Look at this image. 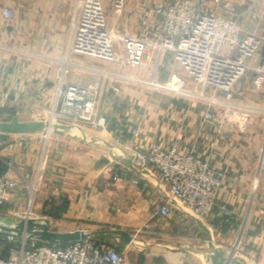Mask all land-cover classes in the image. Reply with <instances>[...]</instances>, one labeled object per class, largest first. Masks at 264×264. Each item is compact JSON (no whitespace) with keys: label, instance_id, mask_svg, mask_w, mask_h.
Segmentation results:
<instances>
[{"label":"crops","instance_id":"obj_1","mask_svg":"<svg viewBox=\"0 0 264 264\" xmlns=\"http://www.w3.org/2000/svg\"><path fill=\"white\" fill-rule=\"evenodd\" d=\"M80 1L0 0V114L23 121L22 113L24 117L48 113L63 78L99 84L103 88L100 111L108 123L102 131L86 129L91 136L130 151L147 149L152 142L165 148L194 149L215 167L227 169L217 205L205 226L217 247L229 252L239 247L243 254L238 257L246 263L264 264V113L247 115L240 108L234 109L229 122L222 116L225 95L219 94L222 103L213 107L216 115L210 121L204 119L208 100L174 98L159 113L153 110L147 116H136L121 99L120 77L130 71L139 74L143 69L118 63L97 66L74 59L78 66L63 75L72 17ZM159 1L124 0L120 31L150 37L148 29L155 20L152 11ZM232 1L243 31L264 38V0ZM5 6L16 10L11 22L2 17ZM263 59L262 50L252 63ZM162 60L165 67L172 57L166 54ZM251 79L252 74L237 83L232 102L264 105V94L251 92ZM136 127L138 132L133 134ZM6 159L14 160L29 179L41 162L45 164L33 213L51 218L52 229H80L102 239L125 252V264L210 262L202 253L208 241L191 214H156L167 199V187L162 184V191L153 183L148 188L133 185L131 181L138 175L103 145L86 144L71 131L54 133L49 139L44 132L0 133V171ZM27 198L26 193L13 198L8 211L26 215Z\"/></svg>","mask_w":264,"mask_h":264},{"label":"built area","instance_id":"obj_2","mask_svg":"<svg viewBox=\"0 0 264 264\" xmlns=\"http://www.w3.org/2000/svg\"><path fill=\"white\" fill-rule=\"evenodd\" d=\"M118 9H124V0H117ZM149 26L151 36L113 33L103 0H81L74 10L71 23V41L64 59L63 75L78 66L76 56L122 64L127 68L150 69L153 74L163 66V54L169 53L178 63L184 76L173 73L162 86L181 94L198 96V88L191 90L190 78L196 86L212 88L215 94L207 97L209 107L204 113L207 121L215 118L214 106L222 103L220 92L227 102L222 116L232 122L233 110L242 109L247 115L264 113V105H243L232 102L237 83L252 74L251 92L264 94V61L253 64L264 48V38L257 33H245L237 19V6L232 0H160L153 8ZM6 21L16 18L12 6L1 9ZM17 51H19L17 49ZM187 77V78H186ZM102 87L97 83H74L62 79L55 105L43 117L50 125L72 124L85 129L102 131L108 119L100 111ZM202 93L200 95H202ZM205 99V98H204ZM52 128L44 133L49 139ZM137 129L133 134H137ZM139 169L150 170L167 187L168 197L156 209L161 217L181 214L174 201L197 218L208 221L223 189L227 169L215 167L211 161L198 155L194 149L183 151L179 146L162 147L152 142L147 149L132 151ZM0 171V213L12 214L7 205L13 198L26 193L27 213H33L34 195L38 178L29 179L15 161L6 159ZM135 186L148 188L152 182L142 176L132 181ZM257 187L258 183L254 182ZM22 216V215H21ZM86 234L82 240L66 246L41 243L28 236L0 234V264H125L126 254L114 245ZM243 254L237 247L231 251Z\"/></svg>","mask_w":264,"mask_h":264},{"label":"water","instance_id":"obj_3","mask_svg":"<svg viewBox=\"0 0 264 264\" xmlns=\"http://www.w3.org/2000/svg\"><path fill=\"white\" fill-rule=\"evenodd\" d=\"M264 56V48H263ZM264 61V59H263ZM52 128L54 133H64L71 131L86 144H96L106 147L111 155L121 164L134 171L137 175L149 179L155 186L164 190L161 181L148 169H139L135 163L134 153L130 150L120 148L116 145L105 141L99 136H91L85 128L72 124L56 123L50 125L49 122L43 120L19 121L13 119L11 121H0V133L7 134H29L36 132H46ZM167 193V192H166ZM168 197V194H167ZM175 206L181 211L188 212L196 220L200 228L204 232V236L208 241V247L202 251L207 254V259L210 261L206 264H249L241 257L230 259V252L225 248L217 247L213 242L203 220L197 218L189 211L185 210L179 202L174 201ZM53 220L44 216L25 217L21 215H10L0 213V234L23 236L26 235L30 239H35L51 245L66 246L72 242L82 240L86 237L83 230L60 231L52 229ZM130 242V240H128Z\"/></svg>","mask_w":264,"mask_h":264},{"label":"rangeland","instance_id":"obj_4","mask_svg":"<svg viewBox=\"0 0 264 264\" xmlns=\"http://www.w3.org/2000/svg\"><path fill=\"white\" fill-rule=\"evenodd\" d=\"M105 6H106L107 14L109 17V27L113 31V33L119 34L118 32H121L120 30L123 28L121 20H122V17L124 16L125 9L123 10L118 9L117 0H106ZM117 21H119V23ZM121 33H125V32H121ZM136 35H140V34H136ZM166 54H169V53H164L163 58H164V55ZM75 59L77 61L81 60L82 62L83 60L92 61L97 66L111 67L110 65H113L111 62L87 59L86 57H83V56H76ZM153 70H154V62L151 63V67L148 71L144 72L141 70L145 74L142 72L139 74H135L133 73V71H130V72H125L126 74L120 77L121 78L120 83H122L123 85L122 86L123 94L121 95L122 96L121 99L125 100V103H124V105L126 106L125 108H128L130 111H132V113H134L133 115L147 116L153 110L156 113H159V111H162L165 108L164 105L167 102H169L170 99L176 98V99H187L189 101H193V100L203 101V100H206L207 97L208 98L212 97V95L215 94V91L212 88L205 89L204 93H202L203 92L201 91L202 88L200 86H196V84L190 78H187V77L186 78L189 80V86H190L189 88L191 90L198 88L197 89L198 92L200 94L202 93V95L200 94L198 96L181 95V94L172 92L165 87H157L151 84L154 78L153 75H156L154 78L155 82L160 83L162 86H164L167 83V81L170 79L173 73H176L178 75L185 77L181 66L178 63H175L173 58H172L171 63L167 64V66L165 67L161 66L160 68H158L157 74H153ZM217 93H219L220 95L222 94L220 92H217ZM50 109L51 107H49V110ZM22 114L25 115V113H22ZM22 114L21 116L23 117L21 118V120L23 121H28L29 118L40 121L42 120L43 117H50V113L35 112L34 115L33 114L28 115L30 117L28 116L24 117V115ZM11 117H12L11 115L0 114V120L10 121ZM135 129H137L138 131L139 127L134 128L133 131ZM51 133H52L51 136H53L54 131ZM44 165L45 164L41 162L37 166V169L35 170L34 175H33V178H36V177L38 178V186H40V183L43 180ZM232 252L236 255V252L234 250ZM238 256H240V253H238ZM249 264H252V263H249Z\"/></svg>","mask_w":264,"mask_h":264},{"label":"bare ground","instance_id":"obj_5","mask_svg":"<svg viewBox=\"0 0 264 264\" xmlns=\"http://www.w3.org/2000/svg\"><path fill=\"white\" fill-rule=\"evenodd\" d=\"M230 253H232V251L230 252ZM234 254V253H233ZM230 256V259H232V258H234V257H236V256H234V255H231V254H229Z\"/></svg>","mask_w":264,"mask_h":264},{"label":"trees","instance_id":"obj_6","mask_svg":"<svg viewBox=\"0 0 264 264\" xmlns=\"http://www.w3.org/2000/svg\"><path fill=\"white\" fill-rule=\"evenodd\" d=\"M2 171V170H1ZM41 243H44V242H41Z\"/></svg>","mask_w":264,"mask_h":264}]
</instances>
